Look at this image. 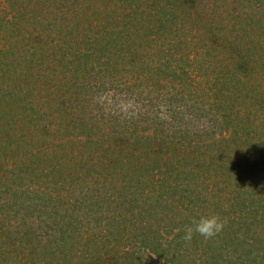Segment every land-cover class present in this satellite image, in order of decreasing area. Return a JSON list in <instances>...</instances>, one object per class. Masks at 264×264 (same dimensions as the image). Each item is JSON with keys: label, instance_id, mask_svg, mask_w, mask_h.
I'll return each mask as SVG.
<instances>
[{"label": "trees", "instance_id": "16d2710c", "mask_svg": "<svg viewBox=\"0 0 264 264\" xmlns=\"http://www.w3.org/2000/svg\"><path fill=\"white\" fill-rule=\"evenodd\" d=\"M0 264H264V0H0Z\"/></svg>", "mask_w": 264, "mask_h": 264}, {"label": "clouds", "instance_id": "9594fccd", "mask_svg": "<svg viewBox=\"0 0 264 264\" xmlns=\"http://www.w3.org/2000/svg\"><path fill=\"white\" fill-rule=\"evenodd\" d=\"M226 221L218 215L201 217L199 220L193 219L191 226L185 229V235L182 239L185 242H191L193 235L197 234L205 240H209L219 235L225 228Z\"/></svg>", "mask_w": 264, "mask_h": 264}]
</instances>
